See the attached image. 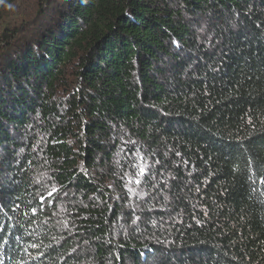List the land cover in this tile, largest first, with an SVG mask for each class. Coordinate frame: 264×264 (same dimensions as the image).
<instances>
[{"label":"trees","instance_id":"16d2710c","mask_svg":"<svg viewBox=\"0 0 264 264\" xmlns=\"http://www.w3.org/2000/svg\"><path fill=\"white\" fill-rule=\"evenodd\" d=\"M47 10L0 32L4 264H264V0Z\"/></svg>","mask_w":264,"mask_h":264},{"label":"rangeland","instance_id":"374dc122","mask_svg":"<svg viewBox=\"0 0 264 264\" xmlns=\"http://www.w3.org/2000/svg\"><path fill=\"white\" fill-rule=\"evenodd\" d=\"M13 6H9V2L5 1L6 12L5 18L0 26V32L6 27L8 31H23L27 28L37 27L40 25L42 18H47L52 13L47 10L50 5L61 0H10ZM45 19H43L44 21ZM34 24V25H31ZM37 24V25H36ZM43 24V22H42ZM36 25V26H35ZM22 36V42L32 41L31 33L25 31ZM20 40V39H19Z\"/></svg>","mask_w":264,"mask_h":264},{"label":"snow or ice","instance_id":"6c2138e0","mask_svg":"<svg viewBox=\"0 0 264 264\" xmlns=\"http://www.w3.org/2000/svg\"><path fill=\"white\" fill-rule=\"evenodd\" d=\"M142 159V158H141ZM132 167H137L136 164H133ZM139 174L143 175L144 174V167H139ZM136 183H139V180L136 181ZM259 183L264 184V177H260ZM49 196L52 195V192L48 193ZM44 197H41V204H43ZM33 214H35V209H33ZM3 243H7V241H3ZM32 247H36V245H32ZM0 264H4V260L2 258V254H0Z\"/></svg>","mask_w":264,"mask_h":264}]
</instances>
